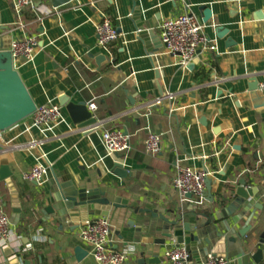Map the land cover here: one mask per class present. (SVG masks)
<instances>
[{
  "label": "crops",
  "instance_id": "0c3cea01",
  "mask_svg": "<svg viewBox=\"0 0 264 264\" xmlns=\"http://www.w3.org/2000/svg\"><path fill=\"white\" fill-rule=\"evenodd\" d=\"M34 1V9H25L19 17L11 0H0V40L8 37L6 46L17 38L37 40L32 61L13 60V69L36 107H59L63 96L73 103L92 102L100 126L80 130L61 108V119L52 127L32 128L29 117L0 133L4 149L0 163L6 161L12 173L21 208L16 219L9 188L0 182V205L11 224L8 260L14 255L18 264H95L79 237L81 222L73 231L65 224L60 228L45 212L48 177L36 186L23 179L37 163L49 167L48 174L57 175L59 181L69 179L86 190L99 188L111 201L127 202L126 208L111 209L105 217L111 228L110 248L130 253L126 264H136L142 255L167 264L164 253L174 245L160 243L149 214L134 210L165 216L206 214L214 206L219 211L233 200L242 180L245 188L257 189L249 203L262 208H252L241 218L236 211L223 219L235 232L251 226L250 249L257 251L264 232V93L259 90L264 77V0H73L59 9L47 0ZM201 7L211 13L206 22ZM134 8L143 20L153 21L158 43L163 20L184 13L195 18L206 43L191 68H182L178 56L160 44L146 49L135 36ZM102 14L117 32L109 49L96 43L95 28ZM218 28L227 29L221 39L216 37ZM98 54L105 57L99 66L93 58ZM249 86L259 92L253 100ZM167 95L174 100L146 109ZM147 128L161 134L158 155L144 151ZM105 129L127 132L131 140L126 156L108 154L101 139ZM115 162L122 163L126 178L111 173ZM178 167L207 171L213 203L206 196L199 207L181 201L172 185ZM129 222L133 228L127 227ZM75 247L88 253L81 263L74 259ZM6 254L0 250V264H5Z\"/></svg>",
  "mask_w": 264,
  "mask_h": 264
},
{
  "label": "water",
  "instance_id": "95a60500",
  "mask_svg": "<svg viewBox=\"0 0 264 264\" xmlns=\"http://www.w3.org/2000/svg\"><path fill=\"white\" fill-rule=\"evenodd\" d=\"M47 1L53 9H59L73 0ZM134 9L132 23L136 38L144 43L147 50H150V47L157 49L160 47L161 42L158 43L156 35H154L153 21L143 20L141 12L136 8ZM201 10L205 18L204 22H206L211 13L205 7H201ZM226 34L227 29L218 28L216 30L218 39H221ZM7 38L2 37L0 40V133L31 117L37 108L18 73L13 69V59L9 52L11 41L9 46H6ZM231 43V41L228 42V44ZM161 47L163 48L162 45ZM93 58L96 59L98 66L105 61V57L101 54L95 55ZM191 67V64L187 66V68ZM249 92L252 100L254 99L253 97H258L257 88L249 86ZM128 100L131 105L134 104L130 97H128ZM58 101L59 107L65 109L72 123L78 129L88 132V130L90 131L97 126L99 116L87 110L88 104L84 102L73 103L65 96L60 97ZM124 134L127 135V132L125 131ZM3 152L4 149L0 145V154ZM115 156L119 158L118 155ZM111 173L119 179H124L128 175L120 162L113 164ZM11 177L12 173L6 161H1L0 182H4L9 188L13 214L18 219L21 214V208ZM47 177L49 179V191L43 197L44 200H47L49 206L44 210L52 217H55L60 228L65 224L71 226L73 231L80 222L81 227L84 226L90 217L105 218L111 209L117 210L127 207L126 201L119 198L111 201L108 198V193L99 188L86 190L77 188L69 179L59 181L57 175L50 173L47 174ZM32 184L37 185L36 183ZM204 184L207 201L213 203L210 193L211 182L207 177L204 180ZM256 194L257 189L245 188V181L242 180L234 191L233 200L219 211L215 210L214 206L213 211L206 214H197L195 212L188 215L182 212L177 214L171 212L168 216H165L157 211L150 210H134V214H149L150 219L153 221L151 226L153 232L161 237L160 243L165 244L166 241H171L178 246L185 245L195 260L212 254L226 258L228 264H261L264 260V232L256 243L257 251L252 253L248 236L251 226L248 225L245 229L235 232L225 225L223 219V217L226 219L228 215L232 216L236 211H240L237 218H241L252 208L261 210V205L249 203V199ZM186 197L190 199V195ZM127 227L133 228L134 223L129 222ZM145 228L149 230L150 227ZM3 251L7 253L5 264H18V256L13 255V259L8 260L12 253L7 252V249ZM73 254L75 261L81 263L88 253L81 247H75ZM24 264L30 263L25 261ZM136 264H160V262L156 258H145L142 255Z\"/></svg>",
  "mask_w": 264,
  "mask_h": 264
},
{
  "label": "built area",
  "instance_id": "2783aa9c",
  "mask_svg": "<svg viewBox=\"0 0 264 264\" xmlns=\"http://www.w3.org/2000/svg\"><path fill=\"white\" fill-rule=\"evenodd\" d=\"M11 6L17 16L20 17L25 9H34V0H11ZM41 13V12H40ZM42 14V13H41ZM39 20L40 15H36ZM159 38L163 48L170 54L178 56L179 65L187 67L195 58L206 39L202 34L200 24L187 13L163 20L159 27ZM97 46L101 49H109L117 39V32L111 22L102 14L101 21L95 28ZM37 49V40L34 37L17 38L12 40L9 52L13 60L24 63L32 61ZM259 90L264 93V77L259 83ZM167 99L174 100L172 95L160 97L147 105L150 110L160 106ZM87 110L92 114L97 112L95 103H88ZM147 117V114L144 115ZM61 119V108L57 105H44L36 108L31 116V127L41 129L52 127ZM97 124L92 129L97 128ZM101 139L104 147L110 155L126 156L130 150V136L125 135L119 129H105ZM147 155L155 156L162 151V137L147 128V134L143 143ZM49 172V167L37 163L30 171L23 175V179L29 183L40 185ZM207 177L203 171L178 167L172 178V185L178 193L181 201H185L199 207L205 199L204 180ZM190 195V199L186 196ZM111 228L105 218L88 220L79 231L81 241L89 248V255L95 264H126L130 253L128 251L116 252L110 248ZM11 239L10 220L0 205V250L9 247ZM167 264H228V260L222 256L209 254L204 258L195 260L185 245H173L164 253Z\"/></svg>",
  "mask_w": 264,
  "mask_h": 264
},
{
  "label": "trees",
  "instance_id": "16d2710c",
  "mask_svg": "<svg viewBox=\"0 0 264 264\" xmlns=\"http://www.w3.org/2000/svg\"><path fill=\"white\" fill-rule=\"evenodd\" d=\"M34 3H35V1H34ZM28 19L29 20H34L35 18L33 16H29Z\"/></svg>",
  "mask_w": 264,
  "mask_h": 264
}]
</instances>
